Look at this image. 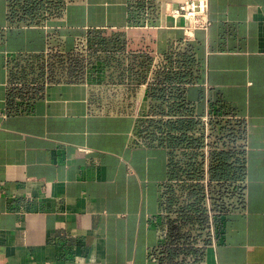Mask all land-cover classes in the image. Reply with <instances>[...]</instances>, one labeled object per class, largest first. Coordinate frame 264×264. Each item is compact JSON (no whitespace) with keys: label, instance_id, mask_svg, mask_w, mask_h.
I'll list each match as a JSON object with an SVG mask.
<instances>
[{"label":"crops","instance_id":"crops-1","mask_svg":"<svg viewBox=\"0 0 264 264\" xmlns=\"http://www.w3.org/2000/svg\"><path fill=\"white\" fill-rule=\"evenodd\" d=\"M0 0V264H264V0Z\"/></svg>","mask_w":264,"mask_h":264},{"label":"built area","instance_id":"built-area-1","mask_svg":"<svg viewBox=\"0 0 264 264\" xmlns=\"http://www.w3.org/2000/svg\"><path fill=\"white\" fill-rule=\"evenodd\" d=\"M168 8L174 17L185 18L182 25L186 37H192L196 29H208L212 21L209 14V0H175Z\"/></svg>","mask_w":264,"mask_h":264}]
</instances>
